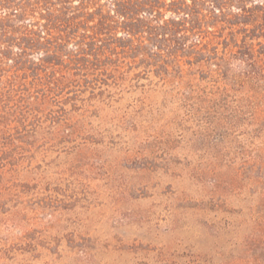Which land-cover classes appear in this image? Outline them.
I'll return each instance as SVG.
<instances>
[{
	"label": "rangeland",
	"instance_id": "rangeland-1",
	"mask_svg": "<svg viewBox=\"0 0 264 264\" xmlns=\"http://www.w3.org/2000/svg\"><path fill=\"white\" fill-rule=\"evenodd\" d=\"M40 1L0 0V264H264V0Z\"/></svg>",
	"mask_w": 264,
	"mask_h": 264
},
{
	"label": "trees",
	"instance_id": "trees-1",
	"mask_svg": "<svg viewBox=\"0 0 264 264\" xmlns=\"http://www.w3.org/2000/svg\"><path fill=\"white\" fill-rule=\"evenodd\" d=\"M48 0H41L38 4H40V9L46 12V15L48 17V22H56L57 16L55 12L58 10H53L51 7H49ZM242 3V0H192V4L189 5L185 1L182 2H172L171 7L174 9V13L177 15L175 19L167 21L165 26L160 27L159 29L163 31V34H170L174 35L176 33H187L189 31H193L198 29L197 24L202 23V19H206L208 16L205 15L201 19V14L205 10L208 12L211 18L214 17V15L218 13H222V16H228L225 14V11L230 8V6L233 3ZM119 11H117V14L119 17L129 20V22L126 24L128 28L131 26L134 27L135 25L143 24L144 21L140 18L143 17V14L150 13V11L147 9L149 6L148 3L140 2L139 0H128L124 2H119ZM207 6V7H206ZM204 7L206 9H204ZM144 8L146 10H144ZM151 9V7H149ZM241 8V11H245V7H239ZM14 13L12 14L13 17H17V10L20 9H14ZM24 10H20L22 12ZM25 12V11H24ZM23 12V15H24ZM218 12V13H217ZM151 15V13H150ZM140 17V18H139ZM47 19V18H46ZM130 25V26H129ZM189 27V29H188ZM156 30V29H155ZM160 35V34H159ZM195 35V34H194Z\"/></svg>",
	"mask_w": 264,
	"mask_h": 264
}]
</instances>
